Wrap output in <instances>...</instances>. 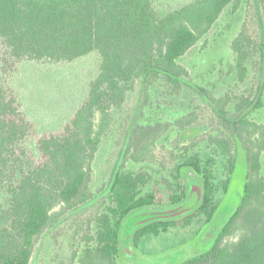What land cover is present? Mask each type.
<instances>
[{
  "label": "trees",
  "instance_id": "trees-1",
  "mask_svg": "<svg viewBox=\"0 0 264 264\" xmlns=\"http://www.w3.org/2000/svg\"><path fill=\"white\" fill-rule=\"evenodd\" d=\"M242 1L190 0L162 13L152 0H0V264H30L37 244L42 246L69 214L95 200L92 163L104 143L121 136L120 158L156 161L155 142L166 126L157 130L138 125L132 130L137 124L131 122L124 133L121 124L136 86L145 91L157 83L172 90L185 85L195 88L212 114L232 126L233 137L220 133L210 140L226 156L229 171L234 167L235 140L241 143L246 162L237 206L222 222L211 246L180 264H264V124L247 116L255 100L248 95L216 97L191 84L188 70L178 62L204 38L227 6L237 9ZM254 1L261 39L255 40L242 23L230 43L240 82L246 79L247 63L255 55L264 78V0ZM91 54L97 65L85 97L62 123L42 130L16 90L19 76L29 66H70ZM229 104L232 116H228ZM203 118L190 111L176 125L198 126ZM141 131L146 137L139 136ZM29 146L40 152L41 163L27 157L35 152H29ZM183 165L202 176L201 196L193 211L211 223L218 207L211 174L195 158ZM143 176L148 177L113 172L110 193L115 206L109 213L93 215V227L81 238L84 250L64 264H121L122 224L125 227L141 208L174 205L184 199L185 185L178 171L174 184L164 180L170 191L167 201L154 191L138 195ZM227 185L228 181L224 191ZM186 218L189 222L192 214ZM176 223L150 220L133 231L132 243L137 246L144 235H157Z\"/></svg>",
  "mask_w": 264,
  "mask_h": 264
},
{
  "label": "rangeland",
  "instance_id": "rangeland-1",
  "mask_svg": "<svg viewBox=\"0 0 264 264\" xmlns=\"http://www.w3.org/2000/svg\"><path fill=\"white\" fill-rule=\"evenodd\" d=\"M152 1L155 8L164 13L190 0ZM255 10L257 6L254 0H243L237 9L227 6L204 38L181 56L178 62L188 70L187 78L191 84L204 87L216 97L224 94L250 96L255 100V105L249 109L247 116L264 124V78L259 70L258 56L255 55L247 63L246 79L240 82L236 76L235 55L230 49V43L238 34L242 23L247 24L255 40L261 39L262 24L256 17ZM12 63L11 61L8 65ZM96 65L97 58L91 54L70 66H29L19 76L16 90L30 117L42 130L62 123L74 112L79 100L85 97L88 80L95 74ZM227 109L228 116H232L233 105L229 104ZM190 111L203 114L206 119L203 118V123L198 126H177L176 121ZM212 113L207 101L191 86L185 85L172 90L167 85L157 83L145 91L136 86L134 93L129 96L121 129H124V133L127 132L132 123L137 124L132 126V130L138 125L157 130L165 125L167 129L163 130V134L155 142L156 161L135 162L127 160L128 156L120 158L123 141L121 136L104 143L92 163L95 200L69 214L44 240L42 246L37 244L30 264H64L74 253L81 255L85 248L81 238L93 227V215L97 212L109 213V209L115 206L110 193L114 171L147 175V179L143 176L144 180L139 184V196L154 191L157 197L167 201L170 191L164 180L174 184L177 181L174 177L177 171L185 185V197L178 204L141 208L134 212L132 220L125 227L122 224L119 263L180 264L209 248L222 222L242 196L246 172L244 150L238 140L234 139L232 172L228 169L226 156L211 143V138L220 133L233 137L231 124ZM146 135L142 131L139 133L142 138ZM34 142L35 139L32 140ZM18 146L22 150L23 142ZM33 146H29L27 150L35 151L34 154L27 157L36 164L41 163L43 157ZM189 158L197 159L202 170L211 174L214 203L218 206L211 223H206L204 215L193 211L201 196L202 176L183 165ZM261 172L264 176V152L261 156ZM226 180L228 185L224 191ZM190 214L192 218L186 222V217ZM154 219H172L177 223L157 235H144L139 244L134 246L133 231Z\"/></svg>",
  "mask_w": 264,
  "mask_h": 264
}]
</instances>
